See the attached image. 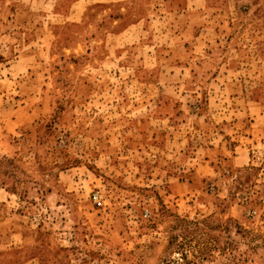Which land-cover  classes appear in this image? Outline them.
<instances>
[{
	"label": "rangeland",
	"instance_id": "374dc122",
	"mask_svg": "<svg viewBox=\"0 0 264 264\" xmlns=\"http://www.w3.org/2000/svg\"><path fill=\"white\" fill-rule=\"evenodd\" d=\"M0 264H264V0H0Z\"/></svg>",
	"mask_w": 264,
	"mask_h": 264
}]
</instances>
